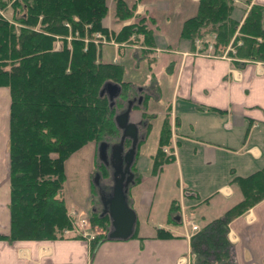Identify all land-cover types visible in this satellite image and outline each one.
<instances>
[{
  "label": "crops",
  "instance_id": "0c3cea01",
  "mask_svg": "<svg viewBox=\"0 0 264 264\" xmlns=\"http://www.w3.org/2000/svg\"><path fill=\"white\" fill-rule=\"evenodd\" d=\"M197 1H169L171 6L154 10L147 0L137 4L140 15L153 11L150 15L158 28L155 44L162 51L153 68L156 85L145 91L152 109L161 106L159 113L167 114L170 137L163 151L171 160L154 167L164 116L158 126L157 111L140 110L142 121L134 122L138 137L139 125H148L146 138L154 128L158 139L147 153L146 172L133 161L128 186L135 187L129 203L136 214L135 234L108 238L93 255L87 238L12 242L1 238L0 264H223L203 242H193L190 222L201 229L205 222L221 217L241 198L238 177L264 167V63L252 61L235 68L226 57L193 51L190 41L180 37L179 26ZM253 2L264 5V0ZM186 3L191 7H184ZM244 9L234 10L233 17L241 21ZM157 12L160 19L168 14L160 20ZM135 98L138 105L143 100L142 95ZM9 109V89L0 86V235L10 233ZM134 201L141 211L148 208L143 220ZM158 230L167 234L160 236ZM226 238L232 244L234 264H264V199L229 221Z\"/></svg>",
  "mask_w": 264,
  "mask_h": 264
},
{
  "label": "trees",
  "instance_id": "16d2710c",
  "mask_svg": "<svg viewBox=\"0 0 264 264\" xmlns=\"http://www.w3.org/2000/svg\"><path fill=\"white\" fill-rule=\"evenodd\" d=\"M243 1L249 8L243 20L237 21L232 13L234 0H199L196 15L184 20L180 37L190 40L192 49L196 39L203 47L211 43L216 53L231 45L233 50L226 53L237 67L264 62V5ZM107 4L108 0H0V9L9 10L12 18L0 16V86L10 92V233L0 239L65 238L64 231L72 230L60 197L66 160L89 141L102 142L105 135L117 131L116 103L119 113L137 102L126 95L120 103L123 91L129 88L123 80V67L100 61L98 47L88 39L95 31L107 33L103 25ZM115 13L124 22L136 15L135 5L129 8L117 0ZM135 32L142 35V43L154 45L153 32L143 18L124 25L116 39L128 40ZM68 36H72L69 43ZM58 38L59 49L55 45ZM107 81L121 87L113 100L100 95ZM169 137L165 119L153 157L155 168L171 160L163 151ZM237 184L240 200L194 233L193 242H203L205 248L209 245L223 264H233L228 261L232 245L226 238L229 221L264 199V167L238 177ZM103 208L91 216L92 222L102 223L104 228L91 244V255L108 239L110 219ZM166 234L158 230V235Z\"/></svg>",
  "mask_w": 264,
  "mask_h": 264
},
{
  "label": "rangeland",
  "instance_id": "374dc122",
  "mask_svg": "<svg viewBox=\"0 0 264 264\" xmlns=\"http://www.w3.org/2000/svg\"><path fill=\"white\" fill-rule=\"evenodd\" d=\"M116 1L117 0H108V4H107L108 11L105 16V20L103 21V25L104 27H106L107 33L95 31L93 33V36L88 39H90V41H92L98 47L99 49L98 57L100 61L119 63L122 65L123 78H124L123 80L127 82L126 86H128L129 88L127 87L128 91H125V92L123 91V94H125V97L121 96L119 98L120 103L124 101V99L126 98V95L130 96V98L132 97L135 98L140 95L143 96L142 102L139 103V105L134 104L133 109L131 110L130 115H129L130 122L141 123L142 112L140 110H143L144 111L143 114H146L147 108L149 109L150 107L151 109L153 108L152 99H149V96L146 95L145 90H147V88H150L149 86L156 85L155 80H154L153 68L154 66H157L160 63V61H158L159 59L158 53L162 51L160 48L156 47V44H155V34L154 33L158 28L155 26L156 20H154V17H153L154 15H150V13L153 14V11L151 12V10H154L156 7L159 8L163 4H167L168 6L170 3L174 4L175 2H178L179 0H169L170 3L168 0H147L148 1L147 3L150 4L149 9L151 10L144 11V13H142L141 15L137 13L138 12L137 4L138 2H143L144 0H123L126 6H128L129 8L130 6L135 5V14H136L134 17L132 16L131 19L125 20L124 22L119 21L120 18L116 16V13H115L116 12ZM198 1L193 11L191 8H188L187 10L188 16L182 20V23L179 26V35L181 32V28H182V24L184 20L196 15L197 9H198ZM234 3L236 5V7L234 8L236 12H241L242 8H246V10L244 9V13L246 14L247 9L249 8V5L245 1L234 0ZM240 4L243 5L244 7H242ZM171 5L172 4H170V6ZM184 5H185L184 7H191L190 5H188V3ZM174 8H177V6L174 5ZM8 9H10V7ZM167 14L168 13L166 12L163 13L162 18H164ZM159 15L160 13L157 12V18L159 17L160 19L161 16ZM0 16L7 18L8 20H12L9 10L4 11L0 9ZM140 18H143L145 25L148 28H150L153 32V39H154L153 46L150 47L146 43H142V37H141L142 35L138 32H135L136 34L133 33L128 38V40L126 39V40L119 41L116 39V35L119 33V30L123 28L125 25L123 23H126L125 26L132 25ZM162 18L160 20H162ZM243 18L241 20H243ZM128 21H130V23ZM237 21H240V20H237ZM67 26L69 25L67 24ZM85 27L86 29L89 28L88 25ZM74 35L78 36L77 34H74ZM72 36L67 37L68 43L69 41H71ZM88 39H86L85 42H87ZM183 39H186V38H183ZM207 39L211 40L210 37H207ZM60 42L61 41L59 38L56 39L55 41L56 48L58 49L61 47ZM192 50L195 51L196 53H209V54H212L218 57H226L232 64V58L226 53L227 50H233L231 45H227L225 49L222 48L220 50V53H216L211 43L208 44L206 47H203L202 41L199 39H196L194 43V48ZM122 51H123V54H122ZM253 62L264 63L261 61H253ZM234 67L241 68L237 66H234ZM155 79L157 83L158 80L157 78ZM148 101H150V103ZM148 104H151V105L148 106ZM118 107H119V104L116 103L115 109L117 110L116 111L117 114L119 111ZM152 110H155L158 112L159 119L157 120V125L159 126L161 122V117L163 118L164 116V112L159 113V111H162V107L156 106ZM164 110H166V107L164 108ZM165 119L168 120L167 114H165L164 116V120ZM164 120H162L161 126ZM161 126H160V129H161ZM147 127L145 128L144 126L139 125V136H142L143 138L139 140L138 148L136 149V154L134 157L135 166H137L136 163L138 162L139 167L141 171L143 172H146L149 166V158L147 156V153H150L155 149L156 144H157V139H158V133L156 135L154 128L150 136L146 138L147 136L146 132H148ZM116 130L117 131L114 133L105 135L104 138L102 139V142H105L107 144L109 151H110L111 146L114 145V143L122 139V135H121L122 130L118 129V127ZM100 142L89 141L88 143L84 144L79 149H77L74 153H72V155L66 160L65 179L62 184L61 195H60V197L64 199V202H65L64 206L67 209V215L70 217L69 223H70V228L72 229L69 231H64V237L66 238L69 236H76L80 238H87L90 241V246L92 243H95L97 241V238L100 236L99 234L104 233V228H103L102 223L101 224L94 223L91 221L92 213L100 212V210L102 209L101 198L102 196H107L110 193L111 187L113 185V181L111 179V168L108 164L109 161H106V160L102 161L99 157ZM127 146L128 145H126V147ZM127 148H125V150ZM108 158H109V155L107 152V159ZM131 169L132 168H130V170ZM133 171L136 172L135 169ZM151 180L152 179H149V181ZM134 191H135L134 186L132 185L128 186V191H127V199L129 200L128 203L133 202L134 197H132V195ZM160 192H162V190ZM134 204L135 206L137 205L135 201H134ZM129 205L131 207V204ZM136 207H138L140 219L143 220V217L146 216L148 208L143 209L141 211V209H139V206H136ZM73 212H76L75 215L73 214ZM83 222H86V223H83ZM206 249L211 250L209 245L206 246ZM90 253H91V247H90ZM231 259H232V255L230 256V258H228V261L229 260L231 261Z\"/></svg>",
  "mask_w": 264,
  "mask_h": 264
},
{
  "label": "water",
  "instance_id": "95a60500",
  "mask_svg": "<svg viewBox=\"0 0 264 264\" xmlns=\"http://www.w3.org/2000/svg\"><path fill=\"white\" fill-rule=\"evenodd\" d=\"M121 92L119 84L107 81L101 91L100 95L106 94L109 100L116 98ZM131 107H127L124 111L115 115L116 125L122 130L125 137H129L136 144L138 139V131L135 123L129 121V111ZM121 147V146H120ZM106 143L101 142L99 145L100 158H106ZM115 152L112 156L116 161L120 160V154ZM135 146L129 149L125 156L126 164L122 168L120 177L117 172L114 173L113 185L110 193L101 198L104 206L103 212L109 216L110 228L107 237L109 239H127L132 236L136 223V214L130 207L127 201L128 185L133 181V173L130 170V165L134 161ZM124 174H128L126 177Z\"/></svg>",
  "mask_w": 264,
  "mask_h": 264
},
{
  "label": "flooded vegetation",
  "instance_id": "af4514ba",
  "mask_svg": "<svg viewBox=\"0 0 264 264\" xmlns=\"http://www.w3.org/2000/svg\"><path fill=\"white\" fill-rule=\"evenodd\" d=\"M121 135H122V139L121 140H118L116 143H114V145L111 146L110 151H109L108 146L106 144V150H105L106 158L105 159H101L100 158L102 161H105V160L106 161H109L108 164H109V166L111 168V179H112V181H113V179L115 177L114 176V173L115 172H117L118 177H120L121 172L123 170L122 168L126 164L125 156H126L127 152L133 146H135V152H136V149L138 148V143H139V140H140V136H139L138 139H137V141H136V144L133 145L132 139H130L129 137H125L123 135V132L122 131H121ZM126 145H128L127 146L128 148L126 147ZM125 148H127V149L125 150ZM107 152H108V155H109V158L108 159H107ZM115 152H117V153L120 154L121 159L118 160V161H116V159H114L113 156H112ZM99 157H100V153H99ZM132 166H133V161H132V164L130 165V168H132ZM131 172H132V169H131ZM127 175L128 174H124L125 177ZM103 197H106V196H103Z\"/></svg>",
  "mask_w": 264,
  "mask_h": 264
},
{
  "label": "built area",
  "instance_id": "2783aa9c",
  "mask_svg": "<svg viewBox=\"0 0 264 264\" xmlns=\"http://www.w3.org/2000/svg\"><path fill=\"white\" fill-rule=\"evenodd\" d=\"M76 212H73V214L75 215ZM86 223V222H83ZM190 228L192 230V232H196L198 231L200 228L197 224H194L193 222H190ZM230 254H231V250H230ZM232 263L234 264L233 260L231 259Z\"/></svg>",
  "mask_w": 264,
  "mask_h": 264
}]
</instances>
